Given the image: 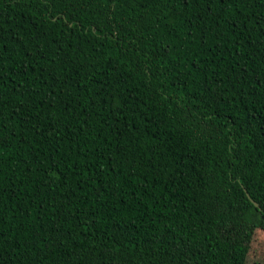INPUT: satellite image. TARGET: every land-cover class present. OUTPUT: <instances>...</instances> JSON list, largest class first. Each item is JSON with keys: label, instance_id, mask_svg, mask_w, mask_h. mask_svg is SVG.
I'll return each mask as SVG.
<instances>
[{"label": "trees", "instance_id": "trees-1", "mask_svg": "<svg viewBox=\"0 0 264 264\" xmlns=\"http://www.w3.org/2000/svg\"><path fill=\"white\" fill-rule=\"evenodd\" d=\"M262 221L264 0H0V264H248Z\"/></svg>", "mask_w": 264, "mask_h": 264}, {"label": "rangeland", "instance_id": "rangeland-1", "mask_svg": "<svg viewBox=\"0 0 264 264\" xmlns=\"http://www.w3.org/2000/svg\"><path fill=\"white\" fill-rule=\"evenodd\" d=\"M248 264H264V233L259 230L255 233L251 244Z\"/></svg>", "mask_w": 264, "mask_h": 264}, {"label": "snow or ice", "instance_id": "snow-or-ice-1", "mask_svg": "<svg viewBox=\"0 0 264 264\" xmlns=\"http://www.w3.org/2000/svg\"><path fill=\"white\" fill-rule=\"evenodd\" d=\"M254 227H258L261 233H264V221H262L259 225H254Z\"/></svg>", "mask_w": 264, "mask_h": 264}, {"label": "water", "instance_id": "water-1", "mask_svg": "<svg viewBox=\"0 0 264 264\" xmlns=\"http://www.w3.org/2000/svg\"><path fill=\"white\" fill-rule=\"evenodd\" d=\"M253 202L255 203L256 206H259V203L257 201H255L254 199H252Z\"/></svg>", "mask_w": 264, "mask_h": 264}]
</instances>
